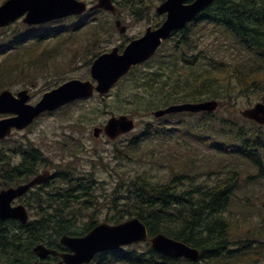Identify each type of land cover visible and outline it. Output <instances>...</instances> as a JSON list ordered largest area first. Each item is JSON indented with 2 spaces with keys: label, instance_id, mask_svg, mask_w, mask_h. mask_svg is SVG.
<instances>
[{
  "label": "trees",
  "instance_id": "obj_1",
  "mask_svg": "<svg viewBox=\"0 0 264 264\" xmlns=\"http://www.w3.org/2000/svg\"><path fill=\"white\" fill-rule=\"evenodd\" d=\"M137 1V4L143 2L121 0L119 11L133 8ZM101 12L92 11L96 24L88 23L90 32L96 37L100 26L106 25ZM140 13L141 17L145 15V11ZM160 20L156 17L154 25L157 26ZM107 22L104 32L109 34L113 21L108 19ZM76 24L75 30L84 25L80 22ZM15 26L9 24L0 29L1 88L18 82L22 72L18 64L26 60L24 57L34 56L32 61L37 62V53L42 50L47 61L53 53L52 49L59 44L62 46L81 37L66 36V26L59 24ZM212 34L228 38L233 46L245 52L246 57L227 61L210 57L203 50L197 53L199 38ZM172 35L174 42L171 46L164 47L152 57L155 64L137 71L136 68L132 69L124 77L121 82L123 91L133 81L140 88L138 93L132 92L125 98V104L131 110L124 112L131 116L150 115L152 110L171 103L204 99H216L220 106L213 112L168 114L166 116L172 119L167 121L153 117L154 120L147 121L138 133H132L114 145L113 150L118 154L117 163L122 164L124 169L115 177L114 191H120V201L117 202L119 209H116L112 221L138 217L149 235L163 233L185 242L199 250L200 259L191 262L184 258H170L153 251L149 243L144 242L121 248L103 258L97 257L94 264H246L257 260H253L256 257L254 254L264 249V244L254 246L250 239L244 242L233 240L229 230L231 220L225 215L233 203V193L238 189L237 180L244 162L256 166L259 177L264 175V125L230 111L232 100L238 96H246L249 103L251 95L259 96L264 102V0H214ZM50 38H57L55 42L59 44L49 47L52 42ZM12 49H16L14 55L9 53ZM46 65L44 61L34 69L47 70ZM128 78L133 80L129 81ZM137 80H141L142 88ZM155 137L164 139L160 145L164 141L195 140L219 154L217 168H206L194 159L190 163L197 166L185 171L178 164L176 153L169 156L156 154L159 151L153 146ZM8 144L7 140H0V189L17 180H27L29 174L36 172L37 163L46 162L38 148H22L15 144L10 147ZM7 149L19 152L22 157L20 163L26 168L18 166L11 169L5 166L4 153ZM227 156L234 158L226 162L229 161L225 159ZM168 160H173L179 167L170 164L169 168L166 166ZM133 163L138 166L133 174H129L126 166ZM165 167L170 175L162 179L159 173ZM73 169L55 171L51 182L59 180L56 186H61V191L47 193L37 190L30 194L35 211L45 210L48 215L29 219L26 224L0 219V264H29L35 258L32 253L34 245L42 243L55 248L61 235L83 233L96 224L92 214L88 217L87 228L77 232L76 218H72L77 215L63 217L49 213L50 210L87 211L98 204L95 192L100 181L94 170L83 174ZM212 175L216 178L211 179Z\"/></svg>",
  "mask_w": 264,
  "mask_h": 264
},
{
  "label": "rangeland",
  "instance_id": "obj_2",
  "mask_svg": "<svg viewBox=\"0 0 264 264\" xmlns=\"http://www.w3.org/2000/svg\"><path fill=\"white\" fill-rule=\"evenodd\" d=\"M84 1L93 4L96 0ZM115 1L117 4L121 2V0ZM159 2L160 0H143L142 3L137 4V1L133 8H123L121 18L123 20L122 23L127 27L125 34L118 32L114 26V22L110 33L104 32V29L107 27V20L114 21V15L109 12H101L100 14L105 18L103 21L106 25L100 26L97 37L90 32V28L85 30L81 28L79 32L75 31L78 24L66 25L64 32L66 36L81 35V37L74 38L73 42L67 41L62 46L59 42H53L57 38H50L52 42L49 44V47L59 45L52 49L53 53L50 54L47 61L42 50L41 53H37L39 55L37 62L32 61L34 56L31 58L24 57L26 60L20 61L18 64V68L22 70L21 75L19 74L20 79L18 82L6 84L2 88L0 86V91L7 88L12 92H16L20 89L28 88L33 94L32 103L38 100L45 91L69 79L85 80L89 78V67L95 56L114 46L120 45L124 40L127 41L128 38H134L143 34L148 26L154 25L156 17L160 18V16L155 14V7ZM120 6L119 4L118 7L121 10ZM135 11H145V15L141 17V13ZM130 13L135 14L129 15ZM71 20L68 19L62 23L68 24ZM85 20H88V17ZM90 22L95 23L94 18ZM14 25H16L15 28L17 26L21 28L25 24L22 23L21 19H17L12 22L11 27ZM8 31L11 32L10 28ZM173 42L174 38L170 39L165 47L171 46ZM200 50L205 51L210 57L222 58L227 61L239 60L242 59L241 57H246L245 52L240 50L239 47L233 46L228 38L215 34L208 35L206 38H199L197 53ZM44 61L47 64L45 66L47 70L36 71L34 67L42 62L44 64ZM27 63H30V65H27ZM153 64L155 63L150 59L148 63L138 66L135 70L146 69L149 65ZM128 80L132 81L133 79L128 78ZM121 82L109 94L105 95L102 100L98 96H94L91 99L82 100L67 106L55 114L38 119L24 130L14 131L8 141L10 146L13 144H23L26 147L30 143L34 147H37L48 158V164L39 165V172L44 169L54 171L55 168H57V171H62L64 169L67 170L68 167L70 169L76 168L77 173L81 172L83 174L92 169L94 170L97 180L100 181L98 189L95 192L98 204L93 209L80 211L77 217H72L76 218L75 226L77 227V232L87 228L89 223L88 217L90 215H94L96 223H110L116 215V209H119L117 202L120 201V191H114L116 186L115 177H117V173L121 174L123 172L124 167L122 164L117 163L118 158L116 157L118 154L114 152L113 147L119 143L118 141L124 140L128 134L117 137L114 140H109L103 134L98 138L93 137L92 129L94 126H102L112 113L115 115L126 114L124 110H131L126 106L125 98L130 96L132 92L138 93L140 88L133 81V83L129 84L128 89L123 91ZM136 82L141 87V80H137ZM250 97L252 98L250 103L246 99V96L235 97L232 100L233 103L230 111L238 114L241 109L251 106L257 101H262L259 96L251 95ZM134 119L136 120V127L129 135H133L132 133L135 132L138 133L145 122L154 120L151 114L143 116L136 114ZM171 119L169 118L168 120ZM155 122L158 121L155 120ZM163 140L161 137L153 139L154 148L160 152V154L159 152H156V154L158 156H169L172 153H176V156L179 157L178 164L185 171L192 166H197L190 163V160L194 159H197L203 166H207L206 168H217L220 156L213 149L205 148L195 140L188 142L182 139H178L177 142L164 141L165 143L160 145V142ZM77 147H79L78 150L76 149ZM232 157L227 156L225 159L229 161L226 162H231ZM12 160L13 162H18L19 158L14 157ZM170 164L175 165L176 163L173 160H168L166 166L170 168ZM137 166V163L126 166L128 173L133 174ZM175 166L179 167L178 165ZM147 167L149 166L147 165ZM163 169L159 173V176L162 179H166L169 177L170 171L166 167ZM257 170L256 166L251 162H244L237 180L238 189L233 193V203L225 212V215L231 220H229V230L232 239L235 241L241 240L242 242H244L243 240L250 239L252 240L251 242H254L252 243L254 246H258V243L264 244V175L259 177ZM214 178H216L215 175H212L211 179ZM62 186L66 185L63 184ZM32 202V198L30 197L28 203ZM28 212L30 219H33L35 217L34 212L36 211L34 207L32 208V204L31 208L28 206ZM254 256L256 257L253 260H257L249 261L246 264H264V249L258 251V254H254Z\"/></svg>",
  "mask_w": 264,
  "mask_h": 264
},
{
  "label": "water",
  "instance_id": "obj_3",
  "mask_svg": "<svg viewBox=\"0 0 264 264\" xmlns=\"http://www.w3.org/2000/svg\"><path fill=\"white\" fill-rule=\"evenodd\" d=\"M185 1H163L156 8L159 13L166 12V18L159 27L153 30L148 27L141 37L131 40L122 53H118L114 48L111 52L98 56L90 67V75L96 81L95 84L90 79H71L45 92L35 105L27 103L29 99L27 90L19 91L17 97L13 96L9 90H2L0 92V113L15 115L0 119V138L10 135L12 129L26 127L44 111L53 110L77 98L88 97L94 91L100 94L106 93L122 75L129 71L131 66L150 57L162 39L169 37L172 31L182 28L214 0H193L188 3ZM96 8L109 10L112 13L116 11L111 0H97L96 4L88 9ZM86 9L87 4L81 0H5L0 4V27L20 16H24L22 19L24 23L33 25L73 14H81ZM115 25L120 32H124L125 26L121 25L119 19L116 20ZM217 106L216 100L187 102L158 109L154 114L161 116L164 113L177 111H212ZM240 114L258 123H264V103L256 102L253 106L240 110ZM133 127L134 120L127 115H111L103 128L95 127L93 129V135L97 137L101 131H104L108 137L113 139L130 131ZM47 176L48 173L43 172L26 184L0 190V218L15 217L22 223H26L25 208L22 205L12 207L10 201L14 197L22 195L30 186L45 180ZM146 240H149L152 249L171 257H185L191 261H197L200 257L197 248L172 239L163 233L148 236L144 223L139 218L133 217L117 224L99 223L82 236H61L60 243L67 247L70 253L62 254V260L56 264L86 263L99 251L114 250L121 245ZM33 251L41 259L49 253L56 254L54 250L43 244L34 246ZM33 264L54 263L35 262Z\"/></svg>",
  "mask_w": 264,
  "mask_h": 264
},
{
  "label": "flooded vegetation",
  "instance_id": "obj_4",
  "mask_svg": "<svg viewBox=\"0 0 264 264\" xmlns=\"http://www.w3.org/2000/svg\"><path fill=\"white\" fill-rule=\"evenodd\" d=\"M112 2H114L115 4H117L116 3V1L115 0H112ZM118 5L119 4H117V7H118ZM121 5V4H120ZM126 42V40H124L120 45H122V46H120V45H118V51H122V49H123V45H124V43ZM110 50V49H109ZM105 51H108V50H105ZM104 51V52H105ZM17 92V91H16ZM16 92H14V94L15 95H17V93ZM28 92H29V95H30V97H29V101H30V103H31V99H32V96H33V94H32V92H30L29 91V89H28ZM38 100H39V98H38ZM38 100H36V101H34V102H32V103H36ZM79 101H82V100H79V99H77V100H73V101H71V102H69V103H66V104H64V105H62L61 107H59V108H57L56 110H54V111H51V112H44V113H42L38 118H37V120L38 119H40V118H42V117H45V116H48V115H52V114H55L56 112H58L59 110H61V109H63V108H66L67 106H70V105H72V104H75V103H77V102H79ZM9 116H13V114H9V113H7V114H1L0 113V118H3V117H9ZM42 153V152H41ZM43 154V153H42ZM4 155H6V157H5V159H6V163H4V165L5 166H7V167H10L11 169L12 168H15V167H18V166H22V167H24V168H26L25 167V165L24 164H22V163H20V161L22 160V157H21V154L19 153V152H17L16 150H13V149H7L6 151H5V153H4ZM14 157H17V158H19V161L18 162H13V158ZM44 158L46 159V162L45 163H37L36 164V167H35V173H33V174H29L28 175V179L27 180H17L16 182H14V183H12L11 185H9V186H7L8 188L9 187H16L17 185H19V184H24V183H27L29 180H31L34 176H36L38 173H40L39 171H38V169H39V165L41 164V165H46V164H48V158L47 157H45L44 156ZM67 169H70L69 167L67 168ZM27 170V169H26ZM43 171H48L50 174L47 176V178L45 179V180H43V181H41V184H39V185H35V186H33L32 188H30L26 193H24L23 195H21V196H16V197H14L11 201H10V203H11V205L12 206H16V205H23L24 207H25V209L28 211V206L31 208V204L33 203H28V201L30 200V194L31 193H33V191H37V190H40V192H44V191H47V193L48 192H54V191H61L62 190V188H61V186H56V183H58V182H60L59 180H57V179H55L53 182H51V180H52V178L54 177V175H55V171H57V168H55L54 169V171H51V170H49V169H44ZM43 171H41V172H43ZM61 183H64V182H61ZM7 187H3V188H7ZM24 203V204H23ZM28 205H26V204ZM42 205H44V206H47V205H45V204H42ZM43 207V206H42ZM32 208H33V206H32ZM44 208V207H43ZM48 208H53V207H49L48 206ZM80 212V211H79ZM79 212H71V211H56V212H54V211H49V213H52V215H58V216H63V217H71V216H76ZM45 215H48V211H46L45 212V210H41V211H38V213L36 214V216L35 217H43V216H45ZM14 219H15V217H14ZM56 249H57V251H58V255H56V256H48L47 258H46V260H48V261H52V262H54V263H56V262H58V261H60L62 258H61V254H63V253H69V250L64 246V245H62V244H59V245H57L56 246Z\"/></svg>",
  "mask_w": 264,
  "mask_h": 264
},
{
  "label": "bare ground",
  "instance_id": "obj_5",
  "mask_svg": "<svg viewBox=\"0 0 264 264\" xmlns=\"http://www.w3.org/2000/svg\"><path fill=\"white\" fill-rule=\"evenodd\" d=\"M7 237V236H6ZM11 239V238H10Z\"/></svg>",
  "mask_w": 264,
  "mask_h": 264
}]
</instances>
